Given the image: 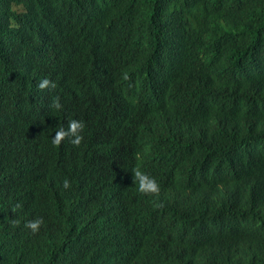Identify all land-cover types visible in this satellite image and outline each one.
<instances>
[{
	"label": "trees",
	"instance_id": "trees-1",
	"mask_svg": "<svg viewBox=\"0 0 264 264\" xmlns=\"http://www.w3.org/2000/svg\"><path fill=\"white\" fill-rule=\"evenodd\" d=\"M8 18L0 264H112L102 241L126 230L111 243L128 264H264V0H0ZM45 78L56 87L39 90ZM161 117L173 119L165 149ZM73 119L87 139L54 147ZM130 145L169 176L148 217L130 185L103 191L83 161Z\"/></svg>",
	"mask_w": 264,
	"mask_h": 264
},
{
	"label": "clouds",
	"instance_id": "clouds-1",
	"mask_svg": "<svg viewBox=\"0 0 264 264\" xmlns=\"http://www.w3.org/2000/svg\"><path fill=\"white\" fill-rule=\"evenodd\" d=\"M20 8L21 7L13 6V10L17 15L21 12ZM15 27L16 20L14 18L5 19L0 23V32L7 31L12 37L7 44L2 46L3 49L10 50L15 46L16 41L13 40L17 38ZM124 78L127 79L128 77L125 76ZM37 87L39 90L54 89L56 84L45 78L38 83ZM51 107L57 111L62 108L59 97L53 99ZM14 109V98L4 90H0V140L4 135L7 125L11 121ZM1 117H6L7 120H3ZM156 120L159 124L157 138L163 144L162 149H165L170 146L174 138L172 133L173 119L161 117ZM84 128L85 124L83 121L75 119L70 120L67 128L61 126L55 131V134L54 131L52 132L51 144L54 147H59L65 139L71 137L70 143L75 147H79L80 144L87 139L86 135L80 134L83 132ZM83 161L88 167L89 175L103 191L117 193L126 184L130 185V187L135 190L137 195L142 198V202L134 213L142 217H148L157 207H163L161 202L164 199L169 185V176L164 169L160 156L155 159H150L145 146L130 145L122 148L115 154L90 156ZM62 186L64 189L71 187L67 179L63 181ZM20 207L21 205L17 204L13 211ZM47 214L54 218L58 217V214L53 210L49 211ZM13 223L16 222L14 221ZM42 224L43 218H36L28 221L24 226L33 234H36L42 228ZM124 234L111 235L102 241L103 249L110 253L112 264H128L126 255L116 250L111 243L112 238ZM64 235L73 236L76 243L81 247L84 246V240L78 234L68 232Z\"/></svg>",
	"mask_w": 264,
	"mask_h": 264
},
{
	"label": "bare ground",
	"instance_id": "bare-ground-1",
	"mask_svg": "<svg viewBox=\"0 0 264 264\" xmlns=\"http://www.w3.org/2000/svg\"><path fill=\"white\" fill-rule=\"evenodd\" d=\"M159 231V230H158ZM155 232V231H154ZM157 233V232H156Z\"/></svg>",
	"mask_w": 264,
	"mask_h": 264
}]
</instances>
